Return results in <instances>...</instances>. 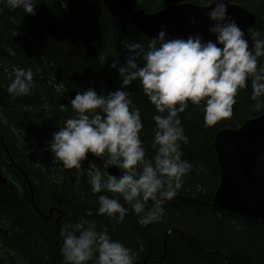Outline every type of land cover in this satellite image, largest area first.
<instances>
[{"label":"trees","instance_id":"1","mask_svg":"<svg viewBox=\"0 0 264 264\" xmlns=\"http://www.w3.org/2000/svg\"><path fill=\"white\" fill-rule=\"evenodd\" d=\"M137 9L155 13L171 4L207 6L212 0H132ZM104 0H37L47 20L42 37L30 28L20 9L0 13V264H64L61 229L71 230L81 217L137 252L136 264H264V223L214 205L220 169L214 148L217 133L238 129L264 112V98L252 100V88L241 90L233 115L205 127L202 109L190 105L181 114L189 139L183 159L192 165L183 187L167 202L161 222L147 227L129 210L126 222L96 215L98 195L86 175L65 169L44 155L52 134L75 113L70 105L89 88L107 95L121 86L114 59L124 63V43L145 47L149 38L136 32L128 18L113 17ZM257 15L253 29L264 33V0H227ZM264 63V59L261 60ZM36 87L27 97L7 91L17 69L32 68ZM141 111V139L149 157L156 113L139 82L126 89ZM50 152V151H49ZM91 154V153H90ZM97 163L88 157V163ZM98 169L107 174L99 164ZM103 194V193H101ZM111 195V194H109ZM121 204L128 207L120 200ZM86 210L93 216L86 217ZM143 244L140 251L138 244Z\"/></svg>","mask_w":264,"mask_h":264},{"label":"clouds","instance_id":"2","mask_svg":"<svg viewBox=\"0 0 264 264\" xmlns=\"http://www.w3.org/2000/svg\"><path fill=\"white\" fill-rule=\"evenodd\" d=\"M212 3L208 31L214 39L206 40L199 32L172 37L161 25L146 47L136 41L123 44L124 63L114 59L111 64L121 79L119 89L104 95L89 88L70 99L75 115L52 134L48 150L53 163L88 177L92 193L100 194L96 215L123 224L131 210L141 226L161 222L164 205L176 197L192 167L183 159L182 145L189 139L181 114L196 106L210 127L233 115L237 96L249 83L251 99L264 98V33L248 29L250 47L245 31L228 14L227 0ZM37 5V0H0V13L20 9L35 16ZM188 23L197 20L189 18ZM40 72L39 67L35 73L32 68L17 69L8 93L13 98L29 96L36 87L34 75ZM133 82H139L157 113L152 116L156 126L151 157L141 139V111L126 91ZM90 153L104 161L105 169L116 167L121 174H104L91 165L85 169ZM85 216L93 212L86 210ZM59 235L64 264H136L138 253L114 240L107 229H98L95 220L81 217ZM138 247L143 250L142 243Z\"/></svg>","mask_w":264,"mask_h":264},{"label":"water","instance_id":"3","mask_svg":"<svg viewBox=\"0 0 264 264\" xmlns=\"http://www.w3.org/2000/svg\"><path fill=\"white\" fill-rule=\"evenodd\" d=\"M228 3V14L245 31L254 28L258 17L242 6ZM104 6L110 14L117 18H128L133 29L151 39L157 36L164 25L172 37L187 38L189 34L201 33L204 38L214 39L208 31L212 22L208 11L213 3L207 6H197L189 3L171 4L155 13L137 9L132 0H104ZM36 15H27L28 25L42 37L46 34L47 20L36 8ZM189 18H195L197 23L191 25ZM214 148L220 169V185L213 201L222 210L256 218L264 223V112L245 122L238 129H223L215 137ZM45 151L44 155H51ZM101 167L104 161L89 154ZM104 168V167H103ZM104 170L108 174L119 176L120 170L111 167ZM7 184L0 167V185ZM2 229L0 228V232Z\"/></svg>","mask_w":264,"mask_h":264},{"label":"rangeland","instance_id":"4","mask_svg":"<svg viewBox=\"0 0 264 264\" xmlns=\"http://www.w3.org/2000/svg\"><path fill=\"white\" fill-rule=\"evenodd\" d=\"M104 3V2H103ZM93 160V159H92ZM93 166L94 168H98V166L97 165H95V163H93V162H91V163H88V166Z\"/></svg>","mask_w":264,"mask_h":264},{"label":"bare ground","instance_id":"5","mask_svg":"<svg viewBox=\"0 0 264 264\" xmlns=\"http://www.w3.org/2000/svg\"><path fill=\"white\" fill-rule=\"evenodd\" d=\"M98 165V164H97ZM107 173V172H106ZM108 174V173H107Z\"/></svg>","mask_w":264,"mask_h":264}]
</instances>
